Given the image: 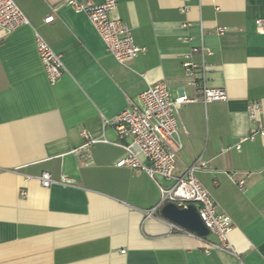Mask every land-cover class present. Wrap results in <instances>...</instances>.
Instances as JSON below:
<instances>
[{"label":"crops","instance_id":"1","mask_svg":"<svg viewBox=\"0 0 264 264\" xmlns=\"http://www.w3.org/2000/svg\"><path fill=\"white\" fill-rule=\"evenodd\" d=\"M14 2L29 24L0 39V264H264V137L250 139L254 127L264 128V35L255 24L264 0H117L146 48L126 66L86 14L61 0ZM36 32L62 57L65 72L54 85ZM202 49L211 52L207 86L224 89V101L205 103L183 69L187 60L203 63ZM158 81L173 100L197 99L179 109L186 133L176 173L206 163L195 175L234 222L233 252L207 253L204 240L172 229L162 208L150 216L161 201L156 183L116 167L125 151L108 122ZM251 104L260 106L254 122ZM90 139L109 143L84 148ZM43 173L55 181L48 189ZM230 173L245 178L244 190Z\"/></svg>","mask_w":264,"mask_h":264},{"label":"built area","instance_id":"2","mask_svg":"<svg viewBox=\"0 0 264 264\" xmlns=\"http://www.w3.org/2000/svg\"><path fill=\"white\" fill-rule=\"evenodd\" d=\"M63 4L71 7L76 13L86 14L94 28L100 35L109 54L119 65L126 66L134 61L137 56L146 52L145 47H139L133 37L132 29L124 23L118 14L117 0H104L95 3L92 0H61ZM53 15L45 19L46 24L54 22ZM29 21L14 0H0V39L4 35L15 32ZM256 31L264 35V19L256 20ZM228 28H219L218 33L224 34ZM36 46L39 58L49 82L54 85L63 76L65 67L61 55L57 54L47 42L36 32ZM211 52L202 49L203 63L197 65L190 60L183 63L186 74L194 78L193 84L201 86L202 100L205 103L224 101L227 93L221 88H210L206 82L205 55ZM200 81V82H198ZM169 85L164 81L151 83L140 94L139 102H130V107L117 115L108 124L112 125L117 133L118 142L114 145L125 151V156L117 163L118 168H128L137 173H145L159 188L161 201L159 206L149 215H153L157 209L168 203H174L181 209H187L189 205H195L200 218L210 231V235L216 237V242H208L194 233L188 232L182 227L168 222L170 227L190 237L199 238L206 242L207 253L212 249L233 252L229 236L234 231L235 225L227 213L219 208L218 203L209 191L198 181L195 172L207 168L206 163L197 160L185 173L177 174L178 154L183 148L181 133H186L179 117V109L182 105L197 101L186 95L173 100ZM259 104H251L249 107L252 122L257 118ZM264 137V128L254 127L250 139L256 135ZM98 142L109 143L106 139H90L84 148H88ZM241 144L236 146L240 150ZM238 173L228 174L229 178L236 181L239 189H245V178L235 180ZM246 173L245 177H250ZM42 187L50 188L55 181L51 174L43 173L39 178ZM160 180L166 182L161 183ZM62 182L69 183L65 177ZM26 195L25 191L21 192Z\"/></svg>","mask_w":264,"mask_h":264},{"label":"water","instance_id":"3","mask_svg":"<svg viewBox=\"0 0 264 264\" xmlns=\"http://www.w3.org/2000/svg\"><path fill=\"white\" fill-rule=\"evenodd\" d=\"M160 214L166 220L201 238L210 235V231L200 218L195 205H189L187 209H181L174 203H168L162 207Z\"/></svg>","mask_w":264,"mask_h":264},{"label":"rangeland","instance_id":"4","mask_svg":"<svg viewBox=\"0 0 264 264\" xmlns=\"http://www.w3.org/2000/svg\"><path fill=\"white\" fill-rule=\"evenodd\" d=\"M209 237H211V238H212V237H213V235H210Z\"/></svg>","mask_w":264,"mask_h":264}]
</instances>
